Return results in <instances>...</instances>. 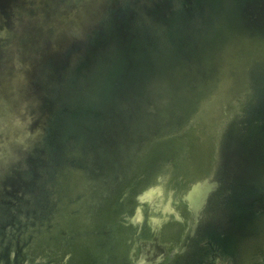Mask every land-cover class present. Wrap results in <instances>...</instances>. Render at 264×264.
Here are the masks:
<instances>
[{
	"label": "water",
	"instance_id": "1",
	"mask_svg": "<svg viewBox=\"0 0 264 264\" xmlns=\"http://www.w3.org/2000/svg\"><path fill=\"white\" fill-rule=\"evenodd\" d=\"M0 264H264V0H0Z\"/></svg>",
	"mask_w": 264,
	"mask_h": 264
}]
</instances>
